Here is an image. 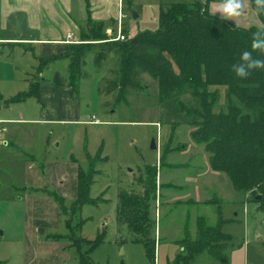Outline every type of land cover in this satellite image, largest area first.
Returning a JSON list of instances; mask_svg holds the SVG:
<instances>
[{"label":"rangeland","instance_id":"obj_1","mask_svg":"<svg viewBox=\"0 0 264 264\" xmlns=\"http://www.w3.org/2000/svg\"><path fill=\"white\" fill-rule=\"evenodd\" d=\"M174 1L194 0H125L123 4L122 0H107L100 14L92 0H0V38L14 40L3 41L10 44L0 46V102L5 104L0 111L16 120L0 124V264H80L77 247L68 240L52 238L69 233L66 216L54 195L63 197L70 206L77 199L78 169L86 171L91 159L97 174L88 188L87 200L71 223L79 225L83 238H102L94 249L80 243L82 252H90L92 264H151L142 245L120 244V237L129 239L130 234L126 228H118L116 214L120 192L141 193L147 179L146 167L155 166L153 234L157 239L158 232L159 239L162 232L156 264L174 261L181 248L165 238L176 237L183 229L195 236L200 216L210 226H216L220 216L223 219L222 231L232 236L233 244L228 264H264V211L250 197L235 191L225 175L208 169V161V174H197L198 169L203 171V156L208 155L191 141L189 119L177 111V101L160 100L158 79L143 74L146 91L131 94L117 104L114 95L101 93L100 87L103 79L113 76L118 57L110 54L97 67L90 53L85 66L87 78L80 82L79 95L63 93L68 89L69 67L64 59L45 70L44 83L54 86V90L44 91L41 101L29 98L5 103L27 92L29 79L36 73L39 51L23 40L44 33L48 37L59 35L66 25L78 33L87 26L88 8L93 26L103 27V32L118 22L121 12L122 31L131 40L140 33L158 31L161 4ZM244 3V16L236 22L228 21L242 28L261 27L251 0ZM208 90L219 95L214 111H226L229 88L217 85ZM179 101L188 107L199 106L189 91ZM153 140L157 149L152 148ZM164 149L172 152L166 166L160 168ZM195 180L200 181L195 184ZM167 184L177 188L167 189ZM191 199H220L221 212L216 204L196 205L189 202ZM197 264L220 262L206 254Z\"/></svg>","mask_w":264,"mask_h":264},{"label":"trees","instance_id":"obj_2","mask_svg":"<svg viewBox=\"0 0 264 264\" xmlns=\"http://www.w3.org/2000/svg\"><path fill=\"white\" fill-rule=\"evenodd\" d=\"M251 5L255 9L254 0H251ZM87 10L88 23L80 30L81 43L68 55L50 59L35 57L36 73L29 79V90L5 103H20L29 98L41 101L40 89L46 82L43 78L45 70L64 59L69 61L67 86L72 95H79L80 82L87 78V56L93 53L95 65L101 67L110 54H115L119 60L117 69L111 78L102 80L101 93L114 95L119 104L131 94L139 95L146 91L143 74L158 79L160 100L177 101V111L189 119L190 139L204 148L210 170L225 175L235 191L250 197L251 201L258 203V209L264 211V69L254 70L244 79L232 71V65L239 62L241 53L252 51V34L264 28L263 13L259 14L261 27L242 28L212 15L200 0L163 3L159 11L158 31L143 32L131 40L126 37L124 41H110L106 33L91 25L90 9ZM253 56L264 60V53L254 51ZM217 85L229 88L227 110L218 113L214 108L219 95L208 90L209 86ZM187 91L198 100V107H188L179 101ZM171 152L162 150L160 168L166 166ZM146 170L147 179L141 193L120 192L116 222L119 229L126 228L130 234L129 239L120 237V244L142 245L150 263L156 264L157 239L153 234L156 224L151 212L156 201L158 170L157 166L146 167ZM96 174L93 159L86 171L78 169L77 199L70 206L66 205L63 197L54 195L66 216L69 233L52 238L68 240L77 247L80 264H92L90 252H82L80 243L89 244L94 249L102 242L101 237L94 241L83 238L79 234V225L72 226L71 223L79 207L87 200L88 188ZM205 203L216 204L220 214V199ZM223 224L221 216L216 226H210L205 217H198L195 237L185 231L184 238L178 241L182 251L169 264H197L206 254L220 264H228V253L233 244L232 236L222 231Z\"/></svg>","mask_w":264,"mask_h":264},{"label":"crops","instance_id":"obj_3","mask_svg":"<svg viewBox=\"0 0 264 264\" xmlns=\"http://www.w3.org/2000/svg\"><path fill=\"white\" fill-rule=\"evenodd\" d=\"M14 1H15V3L18 2V0H14ZM92 1L94 2V4H92V5L97 6V8H98L97 11L100 14V12H101V9H100L101 6L104 4V2H107V0H92ZM124 1L125 0H122V4H123ZM200 1L203 4L207 5L209 12L212 13V9L215 6L212 3L213 0H200ZM4 2H5V0H2V3H4ZM118 4L120 5V1L118 2ZM253 10L255 11L254 8H253ZM90 13H91V11H90ZM121 15H122V13L118 11V22L115 25H112V26L107 27L105 29L104 33H106L108 36H111V35L116 36L117 35V31H118L119 24H120L119 18H120ZM258 17H259V15H258ZM91 20H92V17H91ZM257 23H259V22H257ZM91 25L93 26L92 23H91ZM93 27L96 28L98 31L103 32V29H102L103 27H99L98 25H94ZM62 28H63V30H62L61 34H59V35H54L52 37H48L44 33V34H40V37L31 38V39H25L22 42L24 44H28L31 47V49H33V50L36 49V50L39 51V57H37V58L50 59V58H54V57H57V56L68 55L71 51H73L76 48V46L78 44L81 43V41H80V30L77 31L78 33H73L72 32V27L70 25H66V27H62ZM69 35H72V38L71 39H69ZM71 40L72 41H75V42H79V43L78 44H75V43H67L68 41H71ZM3 41H14V40L1 39L0 38V46L1 45L6 46V45H9L10 44V43H6V42H3ZM2 55H3V53H2ZM48 89L53 91L54 90V86L53 87H50L46 83H43L41 85V89H40L41 99H43V95H44L43 93H44V91H47ZM63 93L66 94V95L69 94L72 97L77 96V95H72L69 88L66 91H64ZM0 95L3 98V94H0ZM2 104L0 102V110H1V108H4V106H5L4 103H2ZM15 121L16 120L12 119L11 117L3 116L2 111H0V124L1 125H3V124H13ZM32 121H34V120H32ZM2 130H4L3 127H2ZM190 149L192 150V147H190ZM185 152H188V151H184V153ZM168 157H167V159H168ZM203 159H204V162H203V165L201 166L203 168V171H200V169H198V171H199L197 173L198 175L208 174V169L210 168L209 162H208V169H207V166H206V161H208V156L204 155L203 156ZM215 174L216 175H221V174H217V173H215ZM199 181L200 180H195V184H197ZM162 182H163V180H162ZM167 185H168L167 186V189H172L173 187H175V185H172V184L171 185L170 184H167ZM175 188H177V187H175ZM214 197H216V195ZM166 199H167V195L165 194V200ZM212 199H206V200H203V199H201V200L191 199V200H189V202H192L193 204H196V205H199V204H207L205 202L211 201ZM177 203H181V202L178 201ZM195 235H196V231H195ZM184 236H185V230L183 229V231L181 230L180 231V234L177 235L176 237H167V238H165V240H169L170 243H174V244H176L177 246H179L181 248V246L178 244V241L181 240L182 238H184ZM193 237H195V236H193ZM161 243H162V232L160 231L159 232V239H158V232H157V246L161 245ZM181 251H182V248L180 249V251H178L177 255L179 253H181Z\"/></svg>","mask_w":264,"mask_h":264},{"label":"clouds","instance_id":"obj_4","mask_svg":"<svg viewBox=\"0 0 264 264\" xmlns=\"http://www.w3.org/2000/svg\"><path fill=\"white\" fill-rule=\"evenodd\" d=\"M255 12L264 13V0H254ZM219 14L221 20H234L235 22L244 16V0H218L212 9V15ZM238 26V25H236ZM251 49L244 50L238 63L232 65V71L242 79L251 75L254 70L264 69V60L253 56V52L264 53V28H259L252 34Z\"/></svg>","mask_w":264,"mask_h":264},{"label":"built area","instance_id":"obj_5","mask_svg":"<svg viewBox=\"0 0 264 264\" xmlns=\"http://www.w3.org/2000/svg\"><path fill=\"white\" fill-rule=\"evenodd\" d=\"M122 18H123V15H121L120 18H119L120 24H119V28H118V31H117V35L116 36H113V35L109 36L110 41H124L126 39V36L123 33V31H122V24H121ZM71 38H72V35H69V39H71ZM67 43L78 44L79 42H75V41L71 40V41H68ZM92 123H98V121L97 120H93Z\"/></svg>","mask_w":264,"mask_h":264},{"label":"water","instance_id":"obj_6","mask_svg":"<svg viewBox=\"0 0 264 264\" xmlns=\"http://www.w3.org/2000/svg\"><path fill=\"white\" fill-rule=\"evenodd\" d=\"M152 148L153 149H157V145H156V143H155V140H153V142H152ZM258 198H260V197H258ZM2 234V232H0V235Z\"/></svg>","mask_w":264,"mask_h":264}]
</instances>
